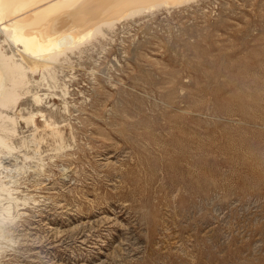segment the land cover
Instances as JSON below:
<instances>
[{"label": "rangeland", "instance_id": "rangeland-1", "mask_svg": "<svg viewBox=\"0 0 264 264\" xmlns=\"http://www.w3.org/2000/svg\"><path fill=\"white\" fill-rule=\"evenodd\" d=\"M106 32L61 67L69 114L46 99L71 147L45 142L44 171L15 173L30 200L0 264H264V0H197ZM29 98L11 114L36 111Z\"/></svg>", "mask_w": 264, "mask_h": 264}, {"label": "bare ground", "instance_id": "bare-ground-1", "mask_svg": "<svg viewBox=\"0 0 264 264\" xmlns=\"http://www.w3.org/2000/svg\"><path fill=\"white\" fill-rule=\"evenodd\" d=\"M195 1L0 0V34L4 38L0 40V258L6 252L5 244L13 243L11 233L16 221L25 214L20 212V208L27 206L30 200L27 195H20L16 175L30 167L26 164L29 160H34V169L38 172L44 171L43 143H49L55 154L64 153L71 147L66 144L65 130L54 118L57 113L52 112L54 105L46 101L50 97L60 99L62 112L69 114L68 84H61L59 78V74L64 72L63 65L70 61L69 54L82 52L88 44L105 38L106 31H113L123 20ZM4 46H8L10 53ZM58 66L63 68L62 71L57 69ZM37 75L41 76L40 80L35 79ZM41 85V88L46 85V90L54 93L48 95L33 91L34 86H38L39 91L43 90ZM28 98L32 99L36 111L27 112L25 109L29 113L27 117L22 116L20 110L21 116L11 114ZM46 110L49 111L48 116ZM19 118L30 128L28 137H19ZM38 119L42 120V127L40 122L38 125ZM17 137L19 145L14 142ZM16 154L22 156L24 163L13 168L6 164L5 159H18ZM50 159L52 161L53 157Z\"/></svg>", "mask_w": 264, "mask_h": 264}]
</instances>
